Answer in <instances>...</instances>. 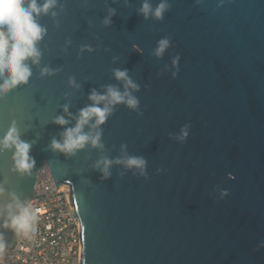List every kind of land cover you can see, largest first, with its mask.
<instances>
[{"label": "water", "instance_id": "water-1", "mask_svg": "<svg viewBox=\"0 0 264 264\" xmlns=\"http://www.w3.org/2000/svg\"><path fill=\"white\" fill-rule=\"evenodd\" d=\"M163 2L160 19L145 0H57L36 16L39 63L0 94V138L15 126L35 162L22 172L14 148L0 150V253L20 233L3 226L7 205L37 197L46 163L58 191L71 188L81 264H264V0ZM117 70L138 105L85 126L102 147L54 149L93 91L126 90ZM129 157L143 173L117 162Z\"/></svg>", "mask_w": 264, "mask_h": 264}, {"label": "clouds", "instance_id": "clouds-1", "mask_svg": "<svg viewBox=\"0 0 264 264\" xmlns=\"http://www.w3.org/2000/svg\"><path fill=\"white\" fill-rule=\"evenodd\" d=\"M57 0H44L43 4L38 0H0V94L6 93L21 83H26L31 76V68L28 63H39L41 56L37 43L43 38L46 29L37 21L36 16L41 13L47 14L54 7ZM167 4L162 2L153 11L151 5L145 0L141 11L145 16L150 13L156 18L163 17ZM108 23V21H105ZM168 39L159 41L156 49V55H162L168 47ZM178 59V58H177ZM45 72L48 69L44 70ZM115 76L118 79L126 81V90L122 93L117 88L109 86L105 94H99L95 91L90 95L93 103L83 109L77 118L74 127L67 128L63 133V142L53 140L52 147L62 152L72 154L77 149H81L86 143L90 142L93 146H101V132H85L84 128L89 125L91 129H99L108 115L112 112V106L124 102L129 107L135 108L138 100L127 91V87L138 88V85L128 77L127 71L117 70ZM103 104V107L100 105ZM67 111V106H65ZM56 123L65 125L68 121L63 117H57ZM187 132L183 133L184 137ZM15 167L20 171H27L34 165V160L30 157L31 145L21 139L18 129L13 126L3 138H0V150L13 149ZM125 163L128 167H137L143 169L146 161L139 157H129L126 160L117 161ZM105 177L110 173L108 166L112 163L110 160L103 161ZM0 192L3 188L0 187ZM14 204L7 205L8 219L4 222V227H11L17 232L27 233L32 228V222L35 219V213L22 205L18 198L13 196Z\"/></svg>", "mask_w": 264, "mask_h": 264}, {"label": "built area", "instance_id": "built-area-1", "mask_svg": "<svg viewBox=\"0 0 264 264\" xmlns=\"http://www.w3.org/2000/svg\"><path fill=\"white\" fill-rule=\"evenodd\" d=\"M36 196L27 203L35 219L20 231L12 247L0 253V264H81L80 220L74 214L69 185L58 191L44 163L36 181Z\"/></svg>", "mask_w": 264, "mask_h": 264}]
</instances>
